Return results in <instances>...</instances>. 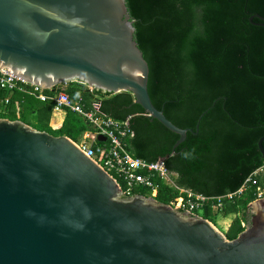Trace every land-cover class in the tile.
<instances>
[{"label":"water","instance_id":"95a60500","mask_svg":"<svg viewBox=\"0 0 264 264\" xmlns=\"http://www.w3.org/2000/svg\"><path fill=\"white\" fill-rule=\"evenodd\" d=\"M132 23L124 0H0V70L41 89L128 92L178 136L172 153L204 112L191 131L154 108ZM245 221L227 240L200 216L124 197L67 137L0 118V264H264V191L246 205Z\"/></svg>","mask_w":264,"mask_h":264},{"label":"trees","instance_id":"16d2710c","mask_svg":"<svg viewBox=\"0 0 264 264\" xmlns=\"http://www.w3.org/2000/svg\"><path fill=\"white\" fill-rule=\"evenodd\" d=\"M134 29L133 39L147 64L146 90L151 104L172 125L194 131L171 153L178 136L148 118L132 103L128 92L107 94L88 91L79 83H66L70 99L81 98L85 106L100 102V112L126 121L131 137L126 151L134 158L153 162L161 159L178 189L204 197L236 191L249 175L264 165L256 143L264 136V0H124ZM58 90V88L56 89ZM4 95L0 92V97ZM34 108L49 116L51 103H39L18 93L9 94V105L0 118L25 123ZM86 129L83 121L66 112L53 136L76 142ZM37 130V129H36ZM50 130V128L48 129ZM38 131H45L39 129ZM264 150V141L261 143ZM124 197L149 196L134 188ZM233 204L211 211L209 204L200 217L212 225L216 215L231 216L224 231L227 240L243 230L245 207L256 199L255 178ZM147 193V195H145ZM177 190L157 181L154 200L167 205ZM239 214V217H237Z\"/></svg>","mask_w":264,"mask_h":264},{"label":"built area","instance_id":"2783aa9c","mask_svg":"<svg viewBox=\"0 0 264 264\" xmlns=\"http://www.w3.org/2000/svg\"><path fill=\"white\" fill-rule=\"evenodd\" d=\"M64 86L65 84L54 89H41L0 70V92L4 93L0 97V114L6 112L9 105V94L18 93L31 97L39 103H51V113L65 114L69 112L76 115L83 121L86 129L74 144L111 177L121 181L125 194L134 188H139L147 190L149 197L154 198L157 193V181H159L184 195L183 198L177 197L167 205L178 211H187L196 215V211H202L206 204H209L211 211L219 212L225 204H233L234 200L238 199L251 185H255V178L259 177L264 181L263 165L252 172L240 187L231 193L216 197H204L178 189L161 159L147 162L132 157L126 151L125 140L132 135L126 121L114 120L100 112V102L97 100H92L85 106L79 97L70 99L63 90ZM57 88L58 90H56ZM97 137H103L104 141H98ZM263 190L264 188H256V198L261 196Z\"/></svg>","mask_w":264,"mask_h":264},{"label":"rangeland","instance_id":"374dc122","mask_svg":"<svg viewBox=\"0 0 264 264\" xmlns=\"http://www.w3.org/2000/svg\"><path fill=\"white\" fill-rule=\"evenodd\" d=\"M50 115L47 116L39 109L34 108L27 114L26 118L24 119H25V123L29 125L30 127L37 129V130L44 129L45 131H47V133L54 135L56 130H52V129L48 130L49 126L47 125L49 120H51ZM54 115H57V117L60 118L62 116V113L53 114L51 115V117ZM78 139L79 137L77 138L76 142L78 141ZM145 195H147V193H145ZM201 212L202 211H196V215L200 216ZM237 217H239V214ZM230 219H231V216L226 217V218H220L219 215H216L215 219H213V223L215 224V227L222 232L227 228L230 222Z\"/></svg>","mask_w":264,"mask_h":264},{"label":"crops","instance_id":"0c3cea01","mask_svg":"<svg viewBox=\"0 0 264 264\" xmlns=\"http://www.w3.org/2000/svg\"><path fill=\"white\" fill-rule=\"evenodd\" d=\"M53 114H56V113H51V115ZM51 115H50L51 120H49L47 125L49 126L50 129L56 130L60 127L65 114L62 113V116L60 118L57 117V115H54L52 117Z\"/></svg>","mask_w":264,"mask_h":264}]
</instances>
